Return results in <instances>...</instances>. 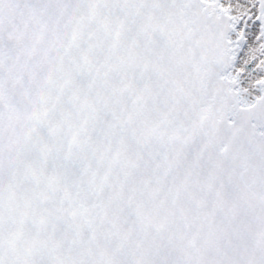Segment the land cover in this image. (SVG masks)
<instances>
[{"label":"snow or ice","instance_id":"snow-or-ice-1","mask_svg":"<svg viewBox=\"0 0 264 264\" xmlns=\"http://www.w3.org/2000/svg\"><path fill=\"white\" fill-rule=\"evenodd\" d=\"M0 264H264V0H0Z\"/></svg>","mask_w":264,"mask_h":264}]
</instances>
